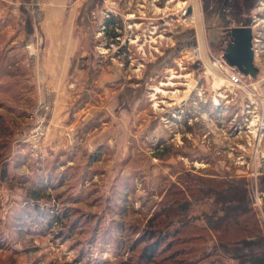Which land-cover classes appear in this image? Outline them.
<instances>
[{"label": "rangeland", "instance_id": "obj_1", "mask_svg": "<svg viewBox=\"0 0 264 264\" xmlns=\"http://www.w3.org/2000/svg\"><path fill=\"white\" fill-rule=\"evenodd\" d=\"M194 9L204 26L198 60L189 28L176 36L182 26L148 38L145 53L136 44L117 55L96 48L115 79L92 80L85 68L62 109L77 114L58 147L49 146L47 126L35 144L30 134L54 89L37 92L27 68L8 67L14 54L6 52L5 64L0 54V264H264V47L254 54L256 75L228 87L237 68L210 44L222 21L208 0ZM40 11L30 17L37 28ZM53 101L49 116L62 108ZM238 186L252 212L245 233L215 212L218 195ZM243 235L254 245H237Z\"/></svg>", "mask_w": 264, "mask_h": 264}, {"label": "crops", "instance_id": "obj_2", "mask_svg": "<svg viewBox=\"0 0 264 264\" xmlns=\"http://www.w3.org/2000/svg\"><path fill=\"white\" fill-rule=\"evenodd\" d=\"M32 9L41 10V15L39 13L38 16L41 17L39 28L34 20L30 19L33 17ZM99 9V0H0V38L7 45L6 52L16 56L15 65L30 71L29 77L32 78L30 83L33 86L37 84V92L42 93L43 88L40 90V87L44 85H49L51 91L54 89L55 94L52 92L45 95L44 99L49 102L58 101L59 106L62 107L60 111L57 113L54 111L50 116L47 111L50 123H46V130L50 135L48 137V141L51 142L50 147L63 145L62 132L67 125L75 121L74 116L77 111H62V109L66 107L68 96H71L68 94L69 89L84 76L85 68H88L87 75L92 80L97 79L101 82L115 79L110 70V67H113L112 63L109 64L106 56L98 55L96 51V48L101 47L95 44L100 43L99 38L96 41L94 37L98 31L96 19L100 17H96V13ZM194 15V27H181L176 32V36L185 33L188 28L187 33L196 34V38L198 33L202 35L204 26L200 22L197 9H194ZM19 29H22L21 32L18 31ZM38 30L43 35L44 42L34 64H31L23 44ZM102 49L105 50L104 47ZM19 51L24 53L23 57L19 56ZM108 67L109 70L106 69ZM58 117L61 118L60 121L63 117L70 121L69 123L59 121L57 125H54V120ZM35 118L34 114V120ZM32 125L34 126V121ZM55 138L60 140V143H55Z\"/></svg>", "mask_w": 264, "mask_h": 264}, {"label": "built area", "instance_id": "obj_3", "mask_svg": "<svg viewBox=\"0 0 264 264\" xmlns=\"http://www.w3.org/2000/svg\"><path fill=\"white\" fill-rule=\"evenodd\" d=\"M101 21H103L98 29V38L100 36L107 38L102 40L98 45L110 49L114 54L130 52L131 44H136L139 52L145 53V49L150 43L149 39L155 42L157 38H164L173 33L172 28L182 26L189 27L195 23L194 1L195 0H99ZM160 2L162 6H160ZM166 8L167 13L164 9ZM158 14L155 19L154 15ZM123 15V29L119 28L117 21L119 16ZM121 20V19H120ZM154 20V21H153ZM107 21H110L109 24ZM145 24V25H144ZM142 26V27H141ZM112 31H111V30ZM123 38V39H121ZM44 39L41 33H35L34 36L24 42L23 47L26 52L28 61L34 64V61L42 48ZM138 42V43H137ZM152 47V46H151ZM158 49L157 47H154ZM257 52V51H256ZM255 54V53H254ZM207 58L208 54H206ZM192 58L200 59V50L198 45L192 47ZM202 58V57H201ZM201 61H203L201 59ZM215 64V62H213ZM223 70L224 66L220 64ZM241 73L230 72L227 82L231 85L240 86L242 83ZM50 94V93H49ZM48 95V94H47ZM50 102L46 101L45 106L39 107L36 111L37 115L34 126L31 130L32 143L35 144L43 135L46 122L43 121L42 114H47ZM36 110V109H35Z\"/></svg>", "mask_w": 264, "mask_h": 264}, {"label": "flooded vegetation", "instance_id": "obj_4", "mask_svg": "<svg viewBox=\"0 0 264 264\" xmlns=\"http://www.w3.org/2000/svg\"><path fill=\"white\" fill-rule=\"evenodd\" d=\"M208 4L213 13L222 21V26L219 27L221 30L217 34L215 42H210L211 46L220 49L224 59V53L232 44L230 29L232 27L241 28V33L250 34L252 63L257 73L258 67L254 65V53L260 47H264V0H208ZM233 21L237 23L234 24ZM194 37L191 44L197 46L196 34L193 35Z\"/></svg>", "mask_w": 264, "mask_h": 264}, {"label": "trees", "instance_id": "obj_5", "mask_svg": "<svg viewBox=\"0 0 264 264\" xmlns=\"http://www.w3.org/2000/svg\"><path fill=\"white\" fill-rule=\"evenodd\" d=\"M109 23H110V21H108L107 24H109ZM6 47H7V45L5 44V42L0 38V54H2V56L4 58V60L1 63H3V64H5V59H6V50H7ZM16 59L17 58L15 56L14 59L12 60V62L9 61L8 67H13V68H16V69L17 68L22 69L18 65H15ZM6 66H7V64H6ZM48 185H49V187H52L54 185V183H49ZM225 192L224 193H220L218 195L219 198H220V195H221V198H220L221 200L218 199L220 201L219 202V209L216 210L215 212L219 213V215L217 214L216 218L219 219L221 221L222 225H224L227 228L229 226L230 227L236 226L239 230L242 231L241 233H245L247 231L249 232L251 230V228L246 226L245 219H246L247 213L252 215V212H251L250 207L248 206V202L246 201V197H245L246 193L244 192V190L240 186H238L236 188H232L231 190H227ZM40 195H41V193L39 191L32 190L31 196L34 197V200L39 199L41 197ZM215 212H214V215H216ZM216 225L217 224H215L214 226H216ZM115 228L120 230L119 227H115ZM243 238L245 239L244 235L242 237H238L236 239V244L240 245V243L242 242V244H244L246 247L254 245V243H255L254 241H244ZM247 240H249V239H247ZM155 244H156V242H155ZM152 245H153L152 249H151V247L149 249L151 254L145 253L147 255H143L145 261H147L148 259H151L150 256H152L154 251L156 252L155 248H157V247L154 246V242H153ZM171 245L172 244L169 243L166 246H167V248H170ZM162 248L164 249V247H162ZM175 250H176L175 253H177V254L181 253V252L178 251L179 249H175ZM186 252H190V249L188 251H186ZM168 254L170 255L172 253L170 252ZM171 256H173V255H171ZM252 257H253L252 253L247 255V258H249V259H251Z\"/></svg>", "mask_w": 264, "mask_h": 264}, {"label": "water", "instance_id": "obj_6", "mask_svg": "<svg viewBox=\"0 0 264 264\" xmlns=\"http://www.w3.org/2000/svg\"><path fill=\"white\" fill-rule=\"evenodd\" d=\"M231 45L224 53V59L229 65L236 66L243 73L254 77L256 68L252 63V49L250 48V34L241 33L242 29L232 27L231 29ZM228 87L231 84H227Z\"/></svg>", "mask_w": 264, "mask_h": 264}, {"label": "bare ground", "instance_id": "obj_7", "mask_svg": "<svg viewBox=\"0 0 264 264\" xmlns=\"http://www.w3.org/2000/svg\"><path fill=\"white\" fill-rule=\"evenodd\" d=\"M219 79H220V83H223L225 78H224V77H220ZM225 82H227V80H226ZM170 83L173 84L172 82H168V83H163V82H162V84H169V85H170ZM154 90L156 91V93H157V92H162V91H163V90H161V88H159V87H154ZM163 92H164V91H163Z\"/></svg>", "mask_w": 264, "mask_h": 264}]
</instances>
